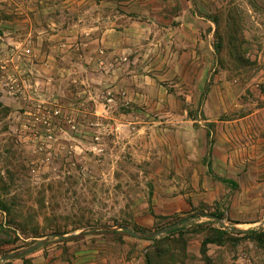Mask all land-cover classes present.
<instances>
[{"label": "rangeland", "instance_id": "obj_1", "mask_svg": "<svg viewBox=\"0 0 264 264\" xmlns=\"http://www.w3.org/2000/svg\"><path fill=\"white\" fill-rule=\"evenodd\" d=\"M41 239L0 264H264V0H0V256Z\"/></svg>", "mask_w": 264, "mask_h": 264}, {"label": "water", "instance_id": "obj_2", "mask_svg": "<svg viewBox=\"0 0 264 264\" xmlns=\"http://www.w3.org/2000/svg\"><path fill=\"white\" fill-rule=\"evenodd\" d=\"M222 226H226L225 222H221ZM179 226L178 223H174L165 227H162L158 230L155 231H151V232H138V231H133L128 229V232L134 236L137 237H148V238H153L156 237L158 235H161L163 233H168L172 230H175L177 227ZM46 240L45 239H41L39 240L37 243L33 244L32 246H29L27 248H25L24 250L21 251H14V252H10V253H6L0 256V260H6V259H10V258H14V257H19L23 254H27L29 252H31L32 250L37 249L39 246H41Z\"/></svg>", "mask_w": 264, "mask_h": 264}, {"label": "built area", "instance_id": "obj_3", "mask_svg": "<svg viewBox=\"0 0 264 264\" xmlns=\"http://www.w3.org/2000/svg\"><path fill=\"white\" fill-rule=\"evenodd\" d=\"M61 110H62V107L60 105L53 104L52 111H53L54 114L57 115L58 113L61 112ZM73 126H75V125H73Z\"/></svg>", "mask_w": 264, "mask_h": 264}, {"label": "trees", "instance_id": "obj_4", "mask_svg": "<svg viewBox=\"0 0 264 264\" xmlns=\"http://www.w3.org/2000/svg\"><path fill=\"white\" fill-rule=\"evenodd\" d=\"M213 124V123H212ZM225 181H228L225 179ZM228 182H231V183H234L233 181L229 180ZM210 216H213V217H221L220 214H216V213H211Z\"/></svg>", "mask_w": 264, "mask_h": 264}, {"label": "crops", "instance_id": "obj_5", "mask_svg": "<svg viewBox=\"0 0 264 264\" xmlns=\"http://www.w3.org/2000/svg\"><path fill=\"white\" fill-rule=\"evenodd\" d=\"M109 30H110V29H109ZM115 30H116L117 32H119V34L123 32L121 29H117V28H116ZM106 32H107V31L104 32V35L106 34Z\"/></svg>", "mask_w": 264, "mask_h": 264}]
</instances>
